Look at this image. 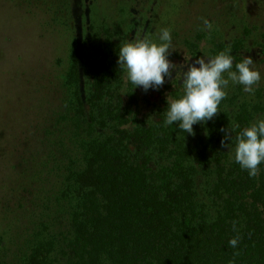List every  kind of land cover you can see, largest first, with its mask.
<instances>
[{
  "label": "trees",
  "instance_id": "1",
  "mask_svg": "<svg viewBox=\"0 0 264 264\" xmlns=\"http://www.w3.org/2000/svg\"><path fill=\"white\" fill-rule=\"evenodd\" d=\"M133 19L127 35L105 31L99 40L86 25L82 64L72 50L65 85L73 108L41 134L56 197L41 191L35 231L11 264H264V163L250 178L234 159L235 136L264 118V84L253 95L230 81L219 113L194 124V135L166 125L167 96L179 98L182 84L145 92L117 63L121 44L135 39ZM250 33L246 26L232 41L207 40L208 52L198 45L194 56L230 46L235 71ZM222 129L231 132L227 146Z\"/></svg>",
  "mask_w": 264,
  "mask_h": 264
},
{
  "label": "rangeland",
  "instance_id": "2",
  "mask_svg": "<svg viewBox=\"0 0 264 264\" xmlns=\"http://www.w3.org/2000/svg\"><path fill=\"white\" fill-rule=\"evenodd\" d=\"M132 18L135 37L160 43L159 30H171L168 59L176 69L165 84H182L188 63L200 58L194 56L198 45L207 53V40L232 41L248 26L251 33L243 37L251 41L241 54L252 57L264 84V50L257 47L264 42V0H0L1 264L23 254L26 237L36 228L41 191L56 197L57 173L41 134L53 117L73 108L65 85L72 50L77 46L82 64L88 25H95L97 40L113 31L122 37L132 28ZM51 211L56 212L50 206Z\"/></svg>",
  "mask_w": 264,
  "mask_h": 264
},
{
  "label": "clouds",
  "instance_id": "3",
  "mask_svg": "<svg viewBox=\"0 0 264 264\" xmlns=\"http://www.w3.org/2000/svg\"><path fill=\"white\" fill-rule=\"evenodd\" d=\"M205 25H211L205 20ZM155 42L147 36L137 34L134 40L123 42L118 52V65L124 69L128 80L135 87L159 89L165 83V77L171 78L176 65L168 56L171 47V30L162 28ZM231 47L214 56L200 57L188 63L182 74L183 94L176 99L167 96L165 124H177L179 129L194 135L193 125L211 120L219 113L218 106L226 98L229 82L243 85L244 91L254 95L255 86L261 80V74L252 66L251 56L235 63L230 54ZM227 73V78L224 74ZM225 131V140H231V132ZM235 162L247 170L250 178L257 177L259 165L264 163V118L257 119L235 136ZM235 221L233 229L235 230ZM239 237L229 240V245L236 248Z\"/></svg>",
  "mask_w": 264,
  "mask_h": 264
}]
</instances>
